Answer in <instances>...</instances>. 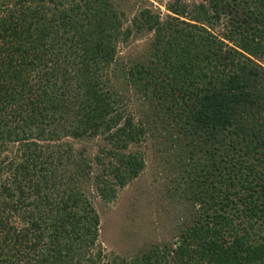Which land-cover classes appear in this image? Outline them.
<instances>
[{
	"label": "trees",
	"instance_id": "16d2710c",
	"mask_svg": "<svg viewBox=\"0 0 264 264\" xmlns=\"http://www.w3.org/2000/svg\"><path fill=\"white\" fill-rule=\"evenodd\" d=\"M11 2L0 6V264L100 261L91 253L98 217L62 169L92 183L104 201L142 170L141 156L126 150L143 130L129 116L120 124L110 82L122 76L182 123L206 176L193 191L202 214L174 247L114 264H264V0L172 6L162 20L142 10L131 23L155 34L149 66L111 71L117 41L132 33L111 0ZM221 15L228 47L205 28ZM99 134L109 148L91 159L92 173L84 158L71 160L70 146L45 143ZM233 177L239 187L231 190Z\"/></svg>",
	"mask_w": 264,
	"mask_h": 264
},
{
	"label": "rangeland",
	"instance_id": "374dc122",
	"mask_svg": "<svg viewBox=\"0 0 264 264\" xmlns=\"http://www.w3.org/2000/svg\"><path fill=\"white\" fill-rule=\"evenodd\" d=\"M111 1L121 18L123 29L130 28L132 33L126 42L117 41L115 61L108 68L109 71L114 69V64L124 68L138 63L149 66L155 34L142 29L137 31L131 23L142 10H149L162 20L172 15L169 12L172 6L179 10L180 5L185 4L188 7L192 3H205L204 0ZM3 4L9 6L12 2L0 0L1 7H5ZM188 10L191 11V8ZM227 27V16L221 15L218 22L208 24L205 28L223 44H228V47L231 43L224 40ZM261 63L264 66V58ZM110 82L115 91H118V109L123 115L120 124L129 116L133 126L143 130L141 139L130 143L126 150L141 156L142 170L125 186L115 187L112 200L104 201L92 183L76 178V175L71 178L72 174L66 165L62 169L66 178L70 174L69 182L76 180L70 187L81 188L98 217L97 239L91 251L93 254L100 253L101 258L97 264L128 262L153 247H174L180 231L202 214L201 203L194 199L193 191L197 183L205 181L206 176L200 172L205 160L201 158L196 142L186 138L182 123L178 122L175 126L172 118L159 106L151 93L135 90L123 76ZM45 143L52 147L59 144L70 146L73 150L71 160L74 155L77 160L84 158L91 173L96 171L91 159L97 151L106 146L109 148L106 134L84 139H49ZM16 146L15 143L10 145L4 153L5 157L11 158L15 154ZM233 181L236 184L233 183L231 190L234 186L236 189L239 187V180L233 177ZM216 185L224 186L223 183ZM231 211L237 212L233 207Z\"/></svg>",
	"mask_w": 264,
	"mask_h": 264
}]
</instances>
